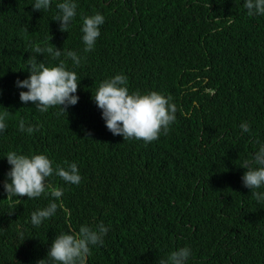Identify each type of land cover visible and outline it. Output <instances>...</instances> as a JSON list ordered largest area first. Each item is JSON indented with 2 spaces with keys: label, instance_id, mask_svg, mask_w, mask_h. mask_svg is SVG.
<instances>
[{
  "label": "trees",
  "instance_id": "16d2710c",
  "mask_svg": "<svg viewBox=\"0 0 264 264\" xmlns=\"http://www.w3.org/2000/svg\"><path fill=\"white\" fill-rule=\"evenodd\" d=\"M60 2L40 12L35 0H0V114L10 112L0 132V264H37L57 235L101 222L109 231L85 264H159L181 247L188 264H264V201L241 180L243 161L264 145V15L249 16L245 0H74L76 17L61 32ZM96 13L104 23L86 53L82 18ZM49 43L81 65L32 51ZM34 55L46 66L65 60L80 79L66 113H41L20 101L27 90L13 89ZM117 74L130 94L172 97L167 134L124 141L106 128L92 96ZM21 119L38 130L20 131ZM10 151L44 154L53 168L75 163L81 182L53 174L46 182L63 189L59 199L50 187L17 203L3 189ZM53 202L55 215L34 226L31 214Z\"/></svg>",
  "mask_w": 264,
  "mask_h": 264
},
{
  "label": "clouds",
  "instance_id": "9594fccd",
  "mask_svg": "<svg viewBox=\"0 0 264 264\" xmlns=\"http://www.w3.org/2000/svg\"><path fill=\"white\" fill-rule=\"evenodd\" d=\"M51 6V0H35L33 11L47 10ZM209 7V4L207 5ZM244 7L249 16L264 15V0H245ZM58 13L54 19L57 28L61 32H68L71 22L76 17L77 4L74 0H63L57 3ZM81 27L84 52L94 50L96 41L100 36V26L104 23V16L96 13L82 18ZM232 21L229 20V23ZM27 31V29H26ZM50 36V35H49ZM51 39V37H50ZM50 41V40H49ZM50 44V43H49ZM36 54L48 53L53 59H59L63 54L70 58L74 67H79L83 57L75 51L68 50L62 53L53 45L42 47L32 46ZM29 75L24 80H17L13 89L27 90L19 92L22 103L31 105L41 113L47 112L52 107H59L66 113L69 106L75 105L79 97L76 94L79 78L75 71L68 70L65 60H59L58 64L46 66L43 61H38L36 56L29 60ZM128 78L117 74L100 83L95 95L92 96L96 106L102 110L101 116L106 128L113 135H120L123 140L136 139L150 143L163 134H167L170 125L176 121L177 108L172 103V97L150 91L141 94L139 91L129 93L127 87ZM10 112L5 109L0 114V132L7 128V117ZM243 132H249L247 122L240 125ZM18 129L29 134L38 130V126H25L21 119ZM7 163L11 166L7 172V180L3 184L7 198L15 197L19 203V197L28 199L39 198L46 193L51 186L47 184V178L53 174L59 176L66 183L78 185L81 175L75 163L68 164L67 168L52 167V161L44 154H35L31 157L10 151L6 156ZM241 168L245 171L241 177L242 185L251 191V195L257 202L264 201V193L256 191L264 187V145L260 146L252 154L251 160H245ZM63 189L51 187L50 195L59 199ZM58 205L53 202L47 207L38 209L31 214V223L39 226L44 220L53 217ZM109 228L102 222L94 228L81 225L78 231L61 233L52 241L46 258L37 261V264H85V258L91 255L92 246H103L104 237ZM191 250L181 247L172 251L166 258L160 259L159 264H188Z\"/></svg>",
  "mask_w": 264,
  "mask_h": 264
}]
</instances>
